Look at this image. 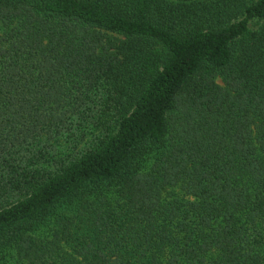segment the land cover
Wrapping results in <instances>:
<instances>
[{
    "label": "trees",
    "instance_id": "trees-1",
    "mask_svg": "<svg viewBox=\"0 0 264 264\" xmlns=\"http://www.w3.org/2000/svg\"><path fill=\"white\" fill-rule=\"evenodd\" d=\"M0 264H264V0H0Z\"/></svg>",
    "mask_w": 264,
    "mask_h": 264
}]
</instances>
